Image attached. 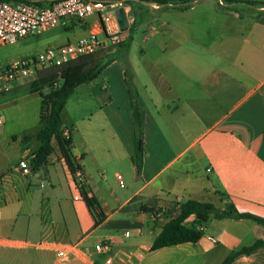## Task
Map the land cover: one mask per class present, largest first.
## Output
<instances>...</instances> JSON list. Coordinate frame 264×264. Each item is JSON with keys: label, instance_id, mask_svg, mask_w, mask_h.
Here are the masks:
<instances>
[{"label": "crops", "instance_id": "crops-1", "mask_svg": "<svg viewBox=\"0 0 264 264\" xmlns=\"http://www.w3.org/2000/svg\"><path fill=\"white\" fill-rule=\"evenodd\" d=\"M245 1L256 0L197 1L175 9L174 18L150 28L147 48L139 54L126 51L109 62L101 72L106 84H81L66 100L61 119L70 129L71 153L89 185L86 191L105 215L102 223L120 210L127 213L128 207H133L137 218L126 221L140 224L137 233L145 220H152L149 236L128 249L131 255L120 247L123 237L106 236L113 244L110 264H221L231 252L264 238V224L251 218L210 217L197 241L152 250L151 242L167 218L160 222L140 210V206L158 209L195 199L219 209L232 205L239 212L264 218V4ZM90 28L86 25L85 35ZM123 44L122 35L120 45L106 57ZM127 82L143 111L144 149L138 172ZM75 94L69 111L67 102ZM35 134L29 135L25 148L10 149L8 136L17 138L0 124V264H8V250L15 247L43 245L55 251L57 246L69 245L44 242L46 218L38 221L28 205L31 179L21 173L18 161L34 152L29 144ZM54 162H59L67 181H73L56 152L46 164ZM109 163L132 172L123 197L113 194L116 208L96 184L98 178L106 183ZM194 219L190 215L184 223ZM42 221L38 242H27ZM56 263L105 264L89 247L81 248L73 259ZM230 264H264V244L239 254Z\"/></svg>", "mask_w": 264, "mask_h": 264}, {"label": "rangeland", "instance_id": "rangeland-1", "mask_svg": "<svg viewBox=\"0 0 264 264\" xmlns=\"http://www.w3.org/2000/svg\"><path fill=\"white\" fill-rule=\"evenodd\" d=\"M197 1H211L218 2V0H190L188 4L163 5L153 8L150 3H144L140 1L130 0L124 2L129 4L131 11L129 13L130 18V30L122 32L124 44L119 48L112 57L119 59L121 53L126 51L131 54H139L141 48H147L151 41L150 28L157 27L162 21L170 20L176 15L175 9L185 8ZM258 3L264 4V0H256ZM158 8V9H156ZM95 16H91L80 21H77L73 27L64 28L58 26L52 29L44 30L33 35L26 36L19 39L15 43L0 45V63H5L10 60H15L28 55L36 54L42 51L48 45L64 44L68 41H74L80 36L85 35L84 28L86 25L94 23L96 21ZM86 23V25L84 24ZM99 37H103L100 35ZM122 42V41H121ZM120 42V43H121ZM120 43L116 46L118 47ZM104 48L94 55L89 57L90 59H104L106 54L112 50L110 43L107 41L104 44ZM38 75H30L24 79L18 80L16 86L10 91L0 94V120L7 132L15 134L16 141H13L8 136V143L10 149H22L21 140L23 136L34 134L38 128V118L40 109V94L39 92L31 93L30 83ZM99 82L100 84H106L107 81L102 73L92 80ZM87 84V83H85ZM86 86H83L85 91ZM48 88L42 89V93H46ZM80 94V90L78 92ZM73 98H70L67 102V110H71ZM14 142V143H13ZM29 142V140L27 141ZM7 143V142H6ZM37 142L33 139L29 146L30 149H35ZM185 154L183 157H185ZM107 169V181L102 182L101 178H98L97 186L102 193L110 200V205L113 208L117 207V203L111 199L115 195L122 198L124 193L127 192L128 180L132 178L131 169L124 167L121 164L109 163ZM47 167V169H46ZM116 170V171H115ZM0 172H2L0 165ZM34 172L38 173V176H34ZM31 171L27 178L31 179L28 185V205L31 206V213L34 217H37L38 221L41 218H46V238L43 240L47 243L70 244L80 241L79 247L90 248L99 240H107L108 234L114 233L123 237V242L120 247L124 248L127 252L129 248L136 242H144L145 238L149 236L148 224L152 220H145L143 228L140 233L133 227L128 228L130 231L129 237L123 236V228H113L108 225L109 222H118V220H129L132 222L137 218L136 213L133 211V207L125 208L127 213L123 210L117 212L114 216L110 217L108 221L102 223L99 226H95V219L87 210L85 204L81 200L78 190L70 179L67 181L65 172L62 169L59 162L53 164H46V162L37 170ZM120 174L124 180V187H119L116 175ZM44 185L40 186V182ZM89 186L88 184L86 187ZM114 194V195H113ZM156 220L160 222L165 221V217L159 214ZM38 227L34 228L31 232V236L26 237L27 242H38V238L41 231V223ZM157 228V227H156ZM15 235L12 236L14 238ZM41 240V239H40ZM109 240V239H108ZM8 264H58L56 263L57 257H55V251L50 248H45L43 245H31L13 248L8 250Z\"/></svg>", "mask_w": 264, "mask_h": 264}, {"label": "trees", "instance_id": "trees-1", "mask_svg": "<svg viewBox=\"0 0 264 264\" xmlns=\"http://www.w3.org/2000/svg\"><path fill=\"white\" fill-rule=\"evenodd\" d=\"M15 1V0H9ZM36 3L50 4L54 0H31ZM128 2L130 0H122ZM144 3H153L157 6L188 4L190 0H134ZM223 4L240 2L241 0H221ZM247 3H256V1H245ZM258 3V2H257ZM130 30V28H128ZM90 56L81 57L78 60L61 66L42 70L38 76L30 83L31 93L39 92L40 109L38 118V128L35 134L37 146L30 156V165L32 171H37L47 160V157L53 153H58L65 161V164L73 177V182L78 190L79 196L85 204L87 210L95 219V226L101 224L105 215L97 199L86 191L84 180L75 177V171L79 165L71 153V137H65L62 130L66 127L61 119V112L66 100L73 90L81 84L89 83L96 79L102 70L114 59L108 54L105 59H90ZM129 94L131 98L130 115L133 126L135 157L133 159L136 172L140 170L143 160V111L138 106L135 91L128 83ZM47 87L48 91L42 93V89ZM70 132V129H69ZM29 136H23L21 140L22 147L25 148ZM141 211H148L154 219L162 214L167 221L162 225L160 232L151 242L150 249H158L164 246H170L182 242H195L201 235L202 230L197 225L203 224L210 217L214 218H251L258 223L264 224V218L237 211L234 206L229 205L227 208L219 209L211 203L187 199L182 202H171L164 208L154 209L153 207L140 206ZM190 215L195 219L185 224L184 221ZM113 228H137L140 224L130 223L129 221L109 222ZM264 244L263 239L255 240L251 245L239 248L231 252L221 264H230L231 261L239 254H248L255 248Z\"/></svg>", "mask_w": 264, "mask_h": 264}, {"label": "built area", "instance_id": "built-area-1", "mask_svg": "<svg viewBox=\"0 0 264 264\" xmlns=\"http://www.w3.org/2000/svg\"><path fill=\"white\" fill-rule=\"evenodd\" d=\"M120 6L130 22V5L124 4L122 0H54L50 4H39L31 0H0V45L15 43L26 36L58 26L68 28L91 16L97 19L87 35L74 41L48 45L36 54L0 63V94L10 91L18 80L30 75L36 76L42 70L61 67L81 57L94 55L105 47L107 41L111 47H116L122 41V31L118 27L114 11ZM100 35L103 37H99ZM62 134L69 137V129L64 127ZM18 168L23 175L30 174V157L21 158ZM75 177L83 180L79 168L75 171ZM116 179L119 187H124L125 183L120 174L116 175ZM43 185L41 182L40 186ZM197 228L203 231V224L197 225ZM123 236H130L129 229L123 231ZM10 243L24 244L19 241ZM90 250L105 264H110L114 259L113 244L108 239L95 242ZM55 252L59 261H67L75 258L81 248L78 244L62 245L57 246ZM127 252L129 255L133 253L131 250Z\"/></svg>", "mask_w": 264, "mask_h": 264}, {"label": "water", "instance_id": "water-1", "mask_svg": "<svg viewBox=\"0 0 264 264\" xmlns=\"http://www.w3.org/2000/svg\"><path fill=\"white\" fill-rule=\"evenodd\" d=\"M115 18L117 20L118 27L121 31H127L129 27V21L126 17L123 7H117L114 11Z\"/></svg>", "mask_w": 264, "mask_h": 264}]
</instances>
